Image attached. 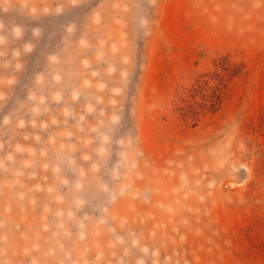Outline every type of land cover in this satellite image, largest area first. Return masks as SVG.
Instances as JSON below:
<instances>
[{
	"label": "rangeland",
	"instance_id": "rangeland-1",
	"mask_svg": "<svg viewBox=\"0 0 264 264\" xmlns=\"http://www.w3.org/2000/svg\"><path fill=\"white\" fill-rule=\"evenodd\" d=\"M0 264H264V0H0Z\"/></svg>",
	"mask_w": 264,
	"mask_h": 264
}]
</instances>
